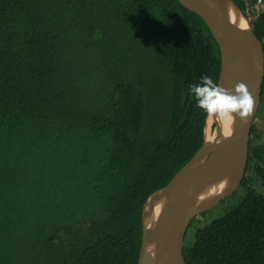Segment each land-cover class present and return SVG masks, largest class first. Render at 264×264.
<instances>
[{"label":"trees","instance_id":"1","mask_svg":"<svg viewBox=\"0 0 264 264\" xmlns=\"http://www.w3.org/2000/svg\"><path fill=\"white\" fill-rule=\"evenodd\" d=\"M254 33L264 44V10ZM220 72L211 31L177 0H0V264H138L145 203L204 143L188 85ZM255 131L247 173L263 192L197 230L186 264H264Z\"/></svg>","mask_w":264,"mask_h":264},{"label":"water","instance_id":"2","mask_svg":"<svg viewBox=\"0 0 264 264\" xmlns=\"http://www.w3.org/2000/svg\"><path fill=\"white\" fill-rule=\"evenodd\" d=\"M177 1L201 17L220 48L218 84L232 91L243 84L253 106L243 118L232 115L218 120L215 115L207 116L200 150L167 186L150 195L144 205L138 264H186L184 243L190 224L242 185L251 131L262 101L264 46L241 8L233 0ZM225 126L230 128L228 132L224 131ZM226 179L229 183L222 185L223 189L214 194L208 192V185L212 187Z\"/></svg>","mask_w":264,"mask_h":264},{"label":"rangeland","instance_id":"3","mask_svg":"<svg viewBox=\"0 0 264 264\" xmlns=\"http://www.w3.org/2000/svg\"><path fill=\"white\" fill-rule=\"evenodd\" d=\"M253 30H254V28H253ZM263 46H264V44H263ZM145 80L146 79H143L142 82H145ZM162 81H163V84H165V80L162 79ZM161 91L163 94L164 90H162L161 88H158L157 97H156L154 94L151 93V89H149V96H148L149 97V103H150L149 114H148V117L146 118V120L144 122L145 124L142 128V129H145V128L148 129L149 133L153 129V121H155L156 118L160 114L159 106L161 104ZM261 98H262L261 106H260V109L258 111V114H257L255 122H254V125L256 126V131H255V134L253 135L252 138L254 139V141L256 143L264 144V94ZM156 112H159V114L155 118H153ZM134 134L136 135V133L133 132L128 137L131 139L132 135H134ZM146 136H147V134H146ZM133 139H134V137H133ZM138 141H139L138 135L134 141L125 140V138H123L124 146L127 148L128 152L135 150V147L138 144ZM142 141H144V139H142ZM261 163H262V165H264V157L261 160ZM245 178L247 179V182H248L247 186L241 185L236 192H234L232 195H230L229 197L222 200L219 204H217L212 209L206 211L204 214L197 217L190 224V226L187 230L186 236H185V243H184L185 260L188 261L193 256V248L192 247H193V244L195 241V234H196L197 230L210 225L215 220L220 219L221 217H223L224 215H226L227 213L231 212L236 207H238L241 204V202L244 200V198L247 196V194L251 188H255L258 191H262L261 180L255 174V172H253L251 170L247 173V171H246Z\"/></svg>","mask_w":264,"mask_h":264},{"label":"clouds","instance_id":"4","mask_svg":"<svg viewBox=\"0 0 264 264\" xmlns=\"http://www.w3.org/2000/svg\"><path fill=\"white\" fill-rule=\"evenodd\" d=\"M188 92L198 108L208 115H215L218 120L232 115L246 117L253 106V99L243 84H238L234 91L228 90L208 74H202L197 83L188 85Z\"/></svg>","mask_w":264,"mask_h":264},{"label":"built area","instance_id":"5","mask_svg":"<svg viewBox=\"0 0 264 264\" xmlns=\"http://www.w3.org/2000/svg\"><path fill=\"white\" fill-rule=\"evenodd\" d=\"M245 2V10L244 13L249 17L248 23L252 28H254L256 24V20L259 19L260 14L263 11H260L259 7H263L264 9V0H244ZM256 5H255V4Z\"/></svg>","mask_w":264,"mask_h":264},{"label":"bare ground","instance_id":"6","mask_svg":"<svg viewBox=\"0 0 264 264\" xmlns=\"http://www.w3.org/2000/svg\"><path fill=\"white\" fill-rule=\"evenodd\" d=\"M255 4V3H254ZM256 5V4H255ZM259 9H260V11H263V7L261 6V7H259ZM242 10V9H241ZM242 12H243V14H244V16H245V18H246V20H249V17L246 15V13H244V10H242ZM238 20H239V18H238ZM258 20H256V22H257ZM255 27V26H254ZM262 42V41H261ZM262 44H263V42H262ZM220 49V48H219ZM256 119V118H255ZM210 122L212 121V117H210V120H209ZM230 130V128L229 127H227V126H225L224 127V131L225 132H228ZM209 139V138H208ZM247 171V170H246ZM246 175V174H245ZM229 183V179H226L224 182H222L221 180L220 181H217L216 183H215V186H212V187H210V185H208V192L209 193H215V192H218L219 190H221V189H223V187H221L222 185H227ZM204 196H209L208 194L207 195H204Z\"/></svg>","mask_w":264,"mask_h":264},{"label":"flooded vegetation","instance_id":"7","mask_svg":"<svg viewBox=\"0 0 264 264\" xmlns=\"http://www.w3.org/2000/svg\"><path fill=\"white\" fill-rule=\"evenodd\" d=\"M263 94H264V87H263ZM263 94H262V96H263Z\"/></svg>","mask_w":264,"mask_h":264}]
</instances>
